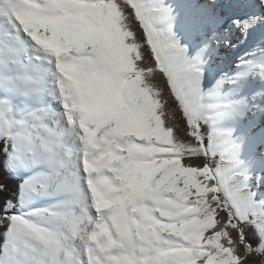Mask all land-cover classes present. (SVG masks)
Segmentation results:
<instances>
[{"label":"snow or ice","instance_id":"1","mask_svg":"<svg viewBox=\"0 0 264 264\" xmlns=\"http://www.w3.org/2000/svg\"><path fill=\"white\" fill-rule=\"evenodd\" d=\"M0 264H264V0H0Z\"/></svg>","mask_w":264,"mask_h":264}]
</instances>
